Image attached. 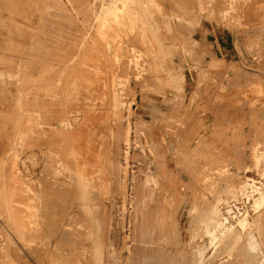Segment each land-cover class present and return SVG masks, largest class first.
Returning a JSON list of instances; mask_svg holds the SVG:
<instances>
[{"label": "rangeland", "instance_id": "374dc122", "mask_svg": "<svg viewBox=\"0 0 264 264\" xmlns=\"http://www.w3.org/2000/svg\"><path fill=\"white\" fill-rule=\"evenodd\" d=\"M146 6L0 0V264H264V0L193 5L238 39L206 68Z\"/></svg>", "mask_w": 264, "mask_h": 264}, {"label": "crops", "instance_id": "0c3cea01", "mask_svg": "<svg viewBox=\"0 0 264 264\" xmlns=\"http://www.w3.org/2000/svg\"><path fill=\"white\" fill-rule=\"evenodd\" d=\"M202 0H132V3L136 4V9L147 4L148 7H158L160 9V15L154 16L152 22L149 16L141 17L143 19L149 20L152 25L155 27H160L162 30H166L165 26H168L172 29V32L161 31L156 32L155 35H168V36H187L191 35L195 41L198 43L199 49L201 51L199 61L201 67H211L214 63L218 61L223 62H236L238 59V39L236 34L223 27V25L209 20L206 16L202 19L197 17V9L193 5L201 3ZM246 1V0H243ZM250 1V0H248ZM76 3V0H73ZM86 0H77V4L80 5L85 3ZM71 3V0H68V4ZM153 4V5H152ZM151 5V6H150ZM189 14L190 22L194 23L190 32H187L183 27L182 19ZM195 17H194V16ZM172 22H171V21ZM166 23L168 25H166ZM186 80L184 84V89L187 98L194 96L196 93H203L204 88L199 87V79L197 75H193L186 71ZM141 96V95H140ZM138 106L136 107V109ZM135 109V110H136ZM162 109V107L160 108ZM174 108L170 107L172 114H174ZM164 110V108H163ZM162 110V111H163ZM173 110V111H172ZM142 116H145V121L148 118H153L156 115L152 116V111L148 110V104H146L143 109H140ZM174 116V115H172ZM177 225L180 224V221L177 220ZM173 240V239H172ZM144 242V239L140 241ZM146 251L141 252L139 261L136 264H186L184 257L179 259L177 255L173 254V249H164V256L162 259H159L156 255L159 251L156 244L153 243L149 238L146 240ZM102 255V254H101ZM101 256L98 257V260ZM159 260V261H158ZM158 261V262H157Z\"/></svg>", "mask_w": 264, "mask_h": 264}, {"label": "bare ground", "instance_id": "6f19581e", "mask_svg": "<svg viewBox=\"0 0 264 264\" xmlns=\"http://www.w3.org/2000/svg\"><path fill=\"white\" fill-rule=\"evenodd\" d=\"M155 109V108H154ZM174 110V109H173ZM172 110V111H173ZM176 110V109H175ZM155 111V110H154ZM154 111H152V116H154V114L156 115L157 113H155ZM175 112V111H174ZM173 112H171V110H169L168 111V114L167 115H165V117L167 118V116L169 117V116H172V115H176L175 113L174 114H172ZM157 116H158V114H157ZM162 118V117H161ZM167 119H169V118H167ZM154 121V120H153ZM114 122H115V119H114ZM157 122V121H156ZM220 224V223H219ZM219 224L217 223V226H219ZM239 224L242 226V227H244V226H246L247 225V220H246V218H243V219H241L240 221H239ZM217 226H216V228H217ZM220 226H221V224H220ZM221 228V227H220ZM221 231V230H220ZM239 231V230H238ZM237 230H234V228H231L230 229V231H229V233L231 232V234H229V236H232V239H231V241H229L227 244H226V246H225V248L226 249H231V247H233L235 244L237 245V242H238V240H240L239 238H241L240 236V232H238ZM208 232L209 233H212L213 235L214 234H216V232L214 233L213 231H212V229H209L208 230ZM220 233V232H219ZM222 233V232H221ZM228 234V233H227ZM219 235V234H218ZM253 238V237H252ZM243 240V239H242ZM241 240V241H242ZM240 242V241H239ZM247 242V241H246ZM241 243V242H240ZM242 243H243V241H242ZM245 243V242H244ZM258 243V242H257ZM248 244V247L247 246H244V247H241L240 248V246H239V248H240V251H243L244 253H245V251L247 250H249V248H252V247H254V243L252 242V241H249V243H247ZM240 245H243V244H240ZM258 245H259V243H258ZM256 246V245H255ZM260 246V245H259ZM143 251H146V245H144V244H141V245H139L138 246V254H140L141 252H143Z\"/></svg>", "mask_w": 264, "mask_h": 264}]
</instances>
